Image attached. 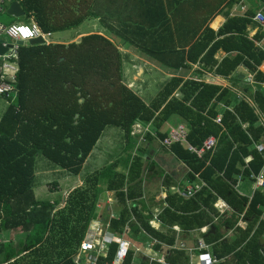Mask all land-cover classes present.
Masks as SVG:
<instances>
[{
  "label": "trees",
  "instance_id": "16d2710c",
  "mask_svg": "<svg viewBox=\"0 0 264 264\" xmlns=\"http://www.w3.org/2000/svg\"><path fill=\"white\" fill-rule=\"evenodd\" d=\"M18 1L26 20L32 17L42 33L66 30L93 16L82 7L89 0ZM258 1L264 12V0ZM140 12L135 19L127 20L136 26L129 35L162 30L163 21L156 20V26L153 20L143 18L144 11ZM253 14L248 9L243 15L229 16L216 31L199 25L187 48L173 46L170 56L152 58L176 70L197 64L222 77L242 65L255 82L264 83V74L257 69L264 61V47L255 43L261 34L248 38V27L256 25ZM163 16L166 29L175 34L179 26L174 23V15L172 19ZM218 51L227 55L218 60ZM16 64L13 96L11 93L7 97V107L0 117V235L17 229L23 236L16 243L0 242V264H80L73 257L95 216L103 190L112 191L120 205L107 229L114 237L145 232L157 241L154 248L160 250L162 243H174L173 225L182 230L206 226L202 239L210 245L215 264H264V193L256 190L247 197L235 189L239 179L257 175L264 164L263 154L257 149L264 127L255 111L256 107L264 114V89L257 85L250 93L254 107L229 88L202 80L197 70V77L171 76L146 104L123 82L122 58L115 43L97 33L67 44H17ZM172 116L185 125L189 145L198 149L209 136L216 143L212 151L200 157L181 142L165 147L186 166L188 183L201 179L205 185L189 198L167 191L166 206L158 216L167 229L161 232L150 226L149 217L128 207L127 201L142 195L145 170L151 169L149 144L153 135L161 141L168 135L160 127ZM217 116L219 123L214 121ZM135 123L149 124L152 129L144 134L146 141L138 147L139 153L132 156L129 148L137 142L131 136ZM107 126L122 131L130 152L96 170L84 185L72 188L64 206L59 207L58 198L38 199L33 189L36 155L77 175ZM247 157L250 159L245 161ZM118 165L125 170L118 171ZM217 198L231 210L222 223L215 221L226 216L213 206ZM221 228L231 230L233 237L225 238ZM116 249L117 242L110 241L106 257L98 261L111 262ZM165 255V263L145 259L142 264L188 263L182 250H167ZM133 256L129 248L122 264H131Z\"/></svg>",
  "mask_w": 264,
  "mask_h": 264
},
{
  "label": "crops",
  "instance_id": "0c3cea01",
  "mask_svg": "<svg viewBox=\"0 0 264 264\" xmlns=\"http://www.w3.org/2000/svg\"><path fill=\"white\" fill-rule=\"evenodd\" d=\"M13 1L18 3L23 11V15L16 17L7 13V9ZM250 2V0H234L233 2L231 0H89L86 3L84 1L82 4L83 8L89 10L93 14V16H89L83 20H90V28L87 32H78L74 37L68 40L51 41L46 38L41 39L45 43L67 44L76 42L83 35L91 33H97L107 37L115 43L120 51L123 82L138 95L140 92L137 88L138 84L135 82L138 81L139 73L155 70L160 73H165L169 77L180 75L184 78H190L189 74L192 73L198 76V74H196L198 70L200 72L198 77L202 80L229 88L238 98H243L255 107L250 98V93L255 90L257 85L264 89V83L255 82L253 80V74L250 73L245 66L240 65L229 76L222 77L215 75L211 71L201 69L197 64H193L190 69L176 70L167 68L152 58L153 56H170L173 46H175L176 49H181L183 47L187 48L190 41L194 39V30H196L199 25H208L216 31L218 27L225 22L227 17L243 15L248 9H252V4ZM257 3L259 7L257 10L262 9L263 6L259 2ZM140 11H144L145 16H143V18L146 21H148V19L153 20L156 26L158 25L156 20H158L159 23L163 21L161 25L162 30L157 33L155 30H148L144 31V35L140 33L138 36L134 37L129 35L128 32L136 30V26H131L127 23V20H129L130 17L135 19L136 15L141 14ZM163 14H166L171 19L174 15V23L179 26L175 34H171L169 27L166 29ZM0 21H3L7 25L9 23L36 25L32 17L26 20L25 12L18 0H0ZM43 34L46 35V37L52 35V33ZM257 34H261V37L255 40V43L260 47H264V28L257 23L254 27H248V38L251 39ZM120 35H128L130 39H122ZM225 55H227L225 52L218 51L215 58L220 60ZM123 59L124 61L126 60L132 68L124 69ZM3 61V56H0V67ZM134 67H136L137 73L134 72ZM257 69L264 74V61ZM187 71H190L188 75H186ZM131 74L133 76L129 78ZM128 78L129 80H127ZM244 89H247V92H245ZM145 103L148 104V102ZM255 111L258 114L259 123L264 127V114L259 112L256 107ZM171 118L177 119L171 127L182 124L177 117L173 116ZM259 145L264 147V136ZM156 156H159L158 160L161 164H169L168 167H162L156 160ZM88 157H90V154L87 158ZM87 158L83 165L87 162ZM116 160L117 158L114 161ZM148 160L151 163V169L150 171L148 169L145 170L144 180L142 182V195L127 201V206L129 207L131 205L137 213L149 217L150 226L156 231L163 232L167 229V226L163 225L158 216L162 208L166 206L165 198L167 191L176 193L177 189L183 188V186L188 183L186 180L187 168L181 161L177 160L168 152L166 148H164L163 154L159 155L157 150L149 147ZM114 161H110L109 163ZM158 169L162 170V172H158ZM117 170L124 171L125 169L118 165ZM260 171L264 170L261 168ZM79 183H81V181ZM235 189L239 194L247 197H251L254 191L259 190L255 188L254 181L251 178L245 180L239 179L235 185ZM213 206L221 215H226L215 220L222 223L224 219L229 216L231 211L229 206L220 198L216 199ZM119 211L120 205L114 197V193L112 191L103 190L96 203L95 216L92 220L100 221V227H102L105 222L109 221L110 216H117ZM262 217L264 219V213ZM238 224L241 227L245 225L241 220H239ZM206 230V226L192 230H182L178 225H173L171 234H173L174 243L171 245L162 243L160 250L154 248V244H156L157 241L145 232H139L137 234L126 232V234H123V238L129 241V248L134 252L131 264H142V261L145 259H148V261L165 263V252L167 250H182L188 256V263L191 262L195 264V255L199 252L198 245L201 242L205 243L202 239V233ZM220 232L224 234L225 238L233 237L231 230L226 231L221 228ZM205 244L208 245V252L210 253V245L207 243ZM79 258L81 261L84 260L85 262L84 254L79 255ZM84 262L82 261V263Z\"/></svg>",
  "mask_w": 264,
  "mask_h": 264
},
{
  "label": "rangeland",
  "instance_id": "374dc122",
  "mask_svg": "<svg viewBox=\"0 0 264 264\" xmlns=\"http://www.w3.org/2000/svg\"><path fill=\"white\" fill-rule=\"evenodd\" d=\"M252 4V10L257 11L258 3L257 0H250ZM260 3V2H259ZM261 4V3H260ZM90 28V20L83 21L77 27H72L66 30L53 32L50 37H46L48 40H68L74 37L78 32H87ZM124 69L132 68L129 63L124 61ZM134 72L137 73L136 67H134ZM190 71L186 72V75L189 74ZM132 74L129 75V78H132ZM189 77H197L194 73L189 74ZM129 78L127 80H129ZM170 77L165 73H160L155 70H151L148 72L139 73L138 81H133L137 83V88L139 89V95L145 101L150 103L152 99L156 96L158 91L161 89L163 83L168 80ZM13 96V93L11 94ZM8 104V100L5 97L0 96V117L5 111ZM173 117V116H172ZM176 117V116H174ZM177 119H169L168 122L164 123L160 127V131H169L171 128L176 127L177 125L171 127ZM143 124H134L132 126L131 136L137 141L134 145V148L131 150V155L135 156L139 153L138 147L144 146L145 136L142 132L143 129L141 127ZM152 129L151 126H149ZM151 133H154L151 130ZM143 135V139H140V135ZM126 140L123 137L122 131L115 126H107L103 130L101 136L96 142L95 146L91 150L90 157L87 158V162L82 166L80 172L77 175L68 173L67 171L55 166L49 160H47L41 154H37L35 158V179H34V192L35 196L38 199L45 200L50 199L54 200L56 198L60 199L61 203L59 207L64 206L65 199L68 193L72 190L73 187L84 185L86 178L88 175H91L96 170L103 168L110 161H114L116 158H121L126 155ZM149 147L157 150L159 155L163 154V150L166 146L162 144V141L156 136L151 140ZM134 152V153H133ZM159 156H156V160L158 163ZM143 158H147V155L144 154ZM148 159V158H147ZM161 164V163H160ZM162 167H168L169 164H161ZM122 167V166H121ZM123 168V167H122ZM158 172H162V170L158 169ZM156 176V175H155ZM81 181V183H79ZM103 187V185L101 186ZM103 192V191H102ZM101 192V193H102ZM100 193V194H101ZM23 234L16 230H6L0 235V242L11 240L16 243L20 238H22ZM84 259V258H83ZM84 262V260H82Z\"/></svg>",
  "mask_w": 264,
  "mask_h": 264
},
{
  "label": "built area",
  "instance_id": "2783aa9c",
  "mask_svg": "<svg viewBox=\"0 0 264 264\" xmlns=\"http://www.w3.org/2000/svg\"><path fill=\"white\" fill-rule=\"evenodd\" d=\"M251 19L264 28V12L262 9L255 11ZM3 33L11 40L22 42H28L29 39H33L38 36H40L42 39H45L46 36L41 32L37 25L27 23H14L6 25L3 29ZM3 45L6 44L4 43ZM2 56L4 61L0 67V96L7 98L13 92V83L15 79V73L17 71V44L15 42L12 43ZM214 121L219 123V116H217ZM141 127L143 129L142 132L146 133L150 131L149 124L141 125ZM185 135V125L178 124L176 127L171 128L168 131V135L162 140V144L164 146H169L172 142L184 143L190 152H193L198 157H200L204 152L212 151L216 143L215 138L213 136H209L203 141L202 146L197 149L186 142ZM140 139H143L142 134L140 135ZM257 149L258 151L262 152L264 157V147L258 145ZM249 159L250 158L247 157L245 158V161H248ZM262 170H264V164ZM195 176L198 177L197 174H195ZM250 178L254 181L255 188L261 190L264 193V171H260V173L257 175L251 174ZM204 185L205 183L201 179H198L196 182L187 183L183 186V188L177 189L176 193L183 198H189L196 194ZM113 217L110 216L109 220ZM100 225L101 223L98 220L90 221L84 238L79 245L78 253L75 255V261L80 264H122L130 247L129 241L123 238V234H121L119 237H114L113 234H108L107 229L109 226V221L105 222L104 226L102 227H100ZM112 240L117 242V249L115 251L113 260L111 262H107L105 260L98 261L99 258L106 257L107 244ZM198 249L199 252L195 255V264L216 263V258L208 252V245L201 242L198 245ZM81 254L85 255L84 263H82L81 259L79 258V255ZM188 264L192 263L189 262Z\"/></svg>",
  "mask_w": 264,
  "mask_h": 264
},
{
  "label": "water",
  "instance_id": "95a60500",
  "mask_svg": "<svg viewBox=\"0 0 264 264\" xmlns=\"http://www.w3.org/2000/svg\"><path fill=\"white\" fill-rule=\"evenodd\" d=\"M7 13L13 15V16H21L23 15V11L21 10L20 6L18 5V3L16 1H13L9 8L7 9ZM7 24L4 23L3 21H0V56H2L4 54V52L11 46L12 43H16V44H21L23 43L22 41H14L9 39L7 36L4 35L3 33V29ZM28 42L31 43H41L43 42V40L41 39L40 36L33 38V39H29ZM6 45H3V44ZM73 260H75V257H73Z\"/></svg>",
  "mask_w": 264,
  "mask_h": 264
}]
</instances>
